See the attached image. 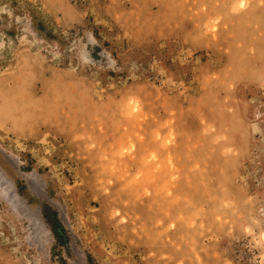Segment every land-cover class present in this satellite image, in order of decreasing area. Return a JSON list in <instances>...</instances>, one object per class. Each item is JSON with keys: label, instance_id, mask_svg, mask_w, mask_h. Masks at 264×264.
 <instances>
[{"label": "rangeland", "instance_id": "rangeland-1", "mask_svg": "<svg viewBox=\"0 0 264 264\" xmlns=\"http://www.w3.org/2000/svg\"><path fill=\"white\" fill-rule=\"evenodd\" d=\"M0 264H264V0H0Z\"/></svg>", "mask_w": 264, "mask_h": 264}]
</instances>
